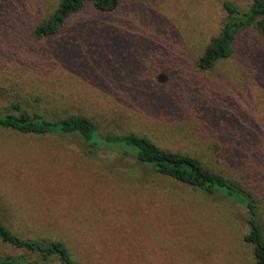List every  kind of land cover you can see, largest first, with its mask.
Segmentation results:
<instances>
[{"label": "rangeland", "instance_id": "374dc122", "mask_svg": "<svg viewBox=\"0 0 264 264\" xmlns=\"http://www.w3.org/2000/svg\"><path fill=\"white\" fill-rule=\"evenodd\" d=\"M58 1L0 0V11L16 10L0 26V104L17 92L39 95L51 120L84 113L102 132L146 134L244 180L226 133L261 122L264 68L239 90L219 81V100L211 101L198 89L176 95L180 70L173 68L194 66L218 33L224 1L247 7L251 0H121L112 13L76 15L69 30L37 41L33 52L8 54L5 36H28ZM89 149L77 135L0 128V214L7 225L62 238L86 264H252L242 240L247 211L238 202L157 175L130 156ZM259 190L253 196L264 223ZM8 254L23 253L0 241V256Z\"/></svg>", "mask_w": 264, "mask_h": 264}, {"label": "trees", "instance_id": "16d2710c", "mask_svg": "<svg viewBox=\"0 0 264 264\" xmlns=\"http://www.w3.org/2000/svg\"><path fill=\"white\" fill-rule=\"evenodd\" d=\"M120 4L121 0H59L46 17L33 24L28 36L25 33L16 35L15 31L5 36L4 39L9 41L8 54L18 48L33 52L40 40L66 31L68 23L76 15L87 11L108 14ZM222 9L224 14L218 33L202 46L194 59V66L173 68L176 72L180 70L176 74L179 80L173 81L176 95L181 90L198 89L197 96L208 98L207 101L219 100V81L227 82L229 90H239V87H245L242 83H250V79L264 68V0H251L247 7L224 1ZM15 13L14 8L0 11V26L9 25ZM15 83L20 87L19 83ZM17 93L8 95L6 103L0 104V128L34 136L77 135L87 144L89 151L106 149L130 156L157 175L208 194L218 192L238 202L247 211V231L242 240L250 246L252 264H264V223L253 196L255 191L264 189V116L259 125L247 122L243 130L226 133V138L231 139L233 156L237 145L239 156L231 160L237 163V170H241L244 181L209 168L197 155L163 148L146 134L135 131L102 132L97 123L84 113H72L51 120L44 113L39 95L28 98L20 97L21 92ZM183 119L190 122L191 117L186 115ZM195 133L196 138L202 137V133ZM0 241L23 253L0 256V264H46L53 261L58 264H86L77 258L64 239L21 234L7 225L1 214Z\"/></svg>", "mask_w": 264, "mask_h": 264}]
</instances>
